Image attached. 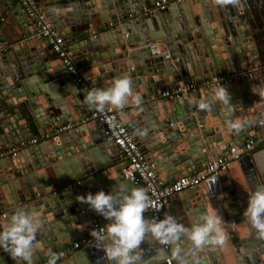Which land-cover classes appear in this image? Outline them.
Masks as SVG:
<instances>
[{"label": "water", "instance_id": "95a60500", "mask_svg": "<svg viewBox=\"0 0 264 264\" xmlns=\"http://www.w3.org/2000/svg\"><path fill=\"white\" fill-rule=\"evenodd\" d=\"M153 1L35 0L38 11L63 38L75 67L96 88L111 86L117 77L131 78L133 92L142 97V110L129 104L118 117L156 175L170 184L178 177L195 175L209 159L222 157L228 147L240 146L264 129L257 125L264 121V96L252 91H258L255 86L264 87V9L262 0H241L239 6L192 0L169 5L177 9L173 6L141 16L140 10ZM128 15L134 16L133 22ZM36 30L37 22L25 16L18 0H0V149L27 140L35 132L83 120L92 112L84 103L86 89L76 84L47 42L31 36ZM250 41L256 48L248 45ZM34 43H38L35 48ZM248 57L255 70L251 80L223 85L236 108L233 122L245 125L238 133L226 124L225 109L219 104L201 111L191 103L209 100L212 87L179 99H153L180 85L207 81L235 69L245 71ZM52 139L49 147L54 154L46 158L43 144L38 143L20 151L22 163L0 160V225L19 208L40 216L43 228L37 234L36 264L49 250L56 253L82 238L90 218L100 224L108 222L77 197L98 191L110 194L121 182L132 186L122 176L127 163L106 140L100 122L82 123ZM219 185L215 201L199 188L202 202L193 188L178 195L179 212L166 207L162 212L163 218L169 214L190 225L212 207L226 223L231 253L226 242L193 255L190 243L184 241L185 260L188 264H264V238L243 216L248 192L264 185V146L232 162L220 174ZM144 218L150 219L149 214ZM56 228L61 232L56 234ZM158 247L143 242V258L154 256ZM100 248L85 246L58 262L110 264ZM166 256L177 264L171 247ZM0 264L21 262L0 249Z\"/></svg>", "mask_w": 264, "mask_h": 264}, {"label": "clouds", "instance_id": "9594fccd", "mask_svg": "<svg viewBox=\"0 0 264 264\" xmlns=\"http://www.w3.org/2000/svg\"><path fill=\"white\" fill-rule=\"evenodd\" d=\"M215 3L219 6H239L241 0H215ZM59 11L54 9L56 13ZM131 85L130 77H117L107 88L87 91L84 103L98 112H103L106 107L123 110L129 104L142 110V97L133 92ZM255 87L258 91L252 88L253 93L264 96V87ZM209 95V100L191 103L201 111H209L213 104H219L225 109L226 124L237 133L242 131L245 125L232 120L236 108L230 104L231 96L227 89L220 85L213 88ZM77 199L108 221L104 227L93 229L90 235L101 245L100 249L110 264H159L166 257V249L169 247L177 264H188L183 255L184 241L190 243L192 254L195 255L207 247H222L228 239L226 223L212 207L200 213L190 225L178 222L177 218L169 214H165L163 219H145L143 214L153 202L148 189L144 187L121 182L110 194L98 191L94 195L89 193ZM243 216L258 237L264 238V185H257L248 192L247 208ZM42 228V219L35 211L19 208L8 217L5 224L0 225V249L21 264H36L39 252L37 234ZM143 242L162 247L156 248L155 255L145 260L140 248ZM47 256V264H57L59 256L56 253L49 250Z\"/></svg>", "mask_w": 264, "mask_h": 264}, {"label": "built area", "instance_id": "2783aa9c", "mask_svg": "<svg viewBox=\"0 0 264 264\" xmlns=\"http://www.w3.org/2000/svg\"><path fill=\"white\" fill-rule=\"evenodd\" d=\"M189 1L192 0H155L150 7H143L140 10V15L145 17L156 11L164 12L170 4H181ZM18 2L23 6L25 16L27 18H32L37 22V30L31 36L35 39L47 42L50 52L57 56L66 71L73 76L74 81L78 86L85 88L86 91L96 89V86L80 74L75 67V61L70 56L63 38L57 34V31L51 22L38 11L35 0H18ZM133 17V15H128V18ZM165 57H167V55H165ZM254 71V69L245 71L236 70L226 75L211 77L207 81L190 82L172 88L169 91H163L158 97H154L153 99H179L186 97L189 93L195 91L197 87L215 88L239 80L249 81L251 80ZM119 111L123 110H115L111 107H106L103 112H98L92 109L91 114L83 120H75L71 123L62 125L61 127L52 128L47 132L39 131L36 135L27 140H21L17 143L10 144L7 148H1L0 160L15 157L21 150L31 148L40 142L51 140L54 136L71 131L82 123L98 121L104 127L106 140L117 149V152L123 161L127 163L126 167L122 170L123 178L134 187H144L148 189V195L153 203L150 209L144 214H149L150 219L153 217L161 219L162 212L164 211L165 206L169 203L171 197L185 192L186 190L193 188L199 190L201 187L204 189L208 200H217L220 192V174L226 171L232 162H237L241 158L251 155L255 150L264 146L263 129L255 137H250L244 140L240 146L233 145L228 147L222 157L209 159L204 164V167L195 175L181 176L176 178L172 183L167 184L162 177L156 175L152 164L143 155L137 142L130 135L123 122L119 119ZM257 125L264 127V121L259 122ZM107 223L108 222L100 224L95 218H90L85 235L82 238L73 241L66 249L56 252L59 256V260L70 257L76 251L85 246L99 245L93 240L90 232L93 229L104 227ZM162 264H171L170 258L166 256L162 260Z\"/></svg>", "mask_w": 264, "mask_h": 264}, {"label": "crops", "instance_id": "0c3cea01", "mask_svg": "<svg viewBox=\"0 0 264 264\" xmlns=\"http://www.w3.org/2000/svg\"><path fill=\"white\" fill-rule=\"evenodd\" d=\"M210 1H212V0H210ZM206 2H207V0H206ZM262 7H263V9H264V0H262ZM173 6H175V8L177 9L178 7H176V5H171V6H169L168 7V9L169 8H171V7H173ZM180 6V5H179ZM167 9V10H168ZM116 13V11L114 10V14ZM215 19V18H214ZM214 19H212V21H210V22H213V21H216V20H214ZM131 20H133V18H129V21H131ZM131 22H133V21H131ZM209 22V23H210ZM216 24V23H215ZM249 32L247 31V34H248ZM218 34V33H217ZM249 35H250V33H249ZM218 36V35H217ZM250 43H253L254 44V46H255V48H256V43L254 42V41H250L249 42V44L248 45H250ZM35 45H34V47L33 48H35V46H36V44L38 45V43H34ZM40 44V43H39ZM246 45V44H245ZM246 55H249V53L247 52L246 53ZM162 57H163V54L161 55ZM247 62H246V65H248V68H247V70H249V69H253L252 67H250L251 65H252V63L253 62H251V58L250 57H248L247 58V60H246ZM197 70H198V75H200V76H202V74H201V68H200V66H198L197 65ZM234 71H236V69L234 70ZM250 81V80H249ZM234 84V83H233ZM203 88H206V87H203ZM198 89H201L200 87H197V89L196 90H198ZM126 109H128V108H124L123 110H126ZM84 133H85V135H87L88 134V132L87 131H85L84 130ZM34 135H36V132H35V134ZM88 137V136H87ZM53 140V139H52ZM52 140H50V141H45V143L44 142H40V144H43L42 145V147H44L45 148V151H44V156H45V158L46 157H48V155L50 154V152H51V155L52 154H54V152H53V148L52 147H49V146H51V141ZM137 142V141H136ZM138 144V143H137ZM139 146V145H138ZM46 147H49V150L48 149H46ZM140 148H141V146H139ZM52 150V151H51ZM10 160H12V162H14L15 164H19V163H22V158H21V152L18 154V155H16V157H14V158H11ZM79 162V161H78ZM57 164V163H56ZM52 165H54V164H51L50 166H49V168H51V166ZM80 166V165H79ZM61 174H62V172H61ZM163 177H165V176H163ZM201 188V187H200ZM180 194H183V192L182 193H180ZM197 194L199 195V198L201 199V201L203 202V198H202V194L198 191V189H197ZM179 194H177V195H174V196H172L171 197V199H170V201H169V203L165 206L168 210H173L174 211V213L176 214L177 212H179L178 210L180 209V202H181V199L179 198V196H178ZM162 218H163V216H162ZM62 229H63V231H64V227H62ZM59 229H57L56 228V231L57 232H55L56 234H58V233H60L61 231H58ZM67 238V237H66ZM65 238V239H66ZM65 239H63V240H65ZM227 248H228V250L230 251V253H231V249H230V244L227 242ZM55 253V252H54ZM66 258H64L63 260H65ZM47 260H48V256H47V254L41 259V263L40 264H47ZM62 260V261H63ZM57 264H59V262H57Z\"/></svg>", "mask_w": 264, "mask_h": 264}, {"label": "bare ground", "instance_id": "6f19581e", "mask_svg": "<svg viewBox=\"0 0 264 264\" xmlns=\"http://www.w3.org/2000/svg\"><path fill=\"white\" fill-rule=\"evenodd\" d=\"M162 58H165V54H163V57ZM246 193H247V191H246ZM247 196V195H246Z\"/></svg>", "mask_w": 264, "mask_h": 264}]
</instances>
